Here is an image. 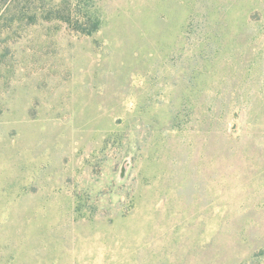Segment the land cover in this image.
Returning a JSON list of instances; mask_svg holds the SVG:
<instances>
[{
    "label": "rangeland",
    "instance_id": "obj_1",
    "mask_svg": "<svg viewBox=\"0 0 264 264\" xmlns=\"http://www.w3.org/2000/svg\"><path fill=\"white\" fill-rule=\"evenodd\" d=\"M0 15V264H264V0Z\"/></svg>",
    "mask_w": 264,
    "mask_h": 264
},
{
    "label": "trees",
    "instance_id": "obj_2",
    "mask_svg": "<svg viewBox=\"0 0 264 264\" xmlns=\"http://www.w3.org/2000/svg\"><path fill=\"white\" fill-rule=\"evenodd\" d=\"M6 2V0H0V8L2 7V5ZM2 19V15H0V20ZM90 29L88 30L89 33L93 32V31H96L99 29V24L97 22L96 19H93L91 18V21H90Z\"/></svg>",
    "mask_w": 264,
    "mask_h": 264
}]
</instances>
